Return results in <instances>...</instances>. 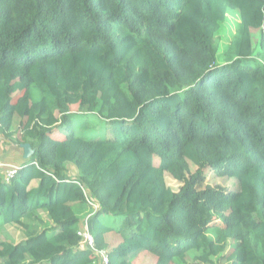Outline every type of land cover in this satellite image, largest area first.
Masks as SVG:
<instances>
[{"label": "trees", "instance_id": "trees-1", "mask_svg": "<svg viewBox=\"0 0 264 264\" xmlns=\"http://www.w3.org/2000/svg\"><path fill=\"white\" fill-rule=\"evenodd\" d=\"M0 134L34 150L0 167V228L25 234L0 264H100L82 219L107 264H264V0H0Z\"/></svg>", "mask_w": 264, "mask_h": 264}, {"label": "rangeland", "instance_id": "rangeland-1", "mask_svg": "<svg viewBox=\"0 0 264 264\" xmlns=\"http://www.w3.org/2000/svg\"><path fill=\"white\" fill-rule=\"evenodd\" d=\"M238 22H239L238 12L235 9H229L227 11L226 18L222 22L221 28H220V30L217 33V36L215 38L216 42L219 44V54L221 55V58H223V53H224L225 49L230 45V43L233 40V35L235 33ZM252 44L255 47V49H256L257 45L259 44V31H257V30L252 31ZM256 52H257V50H256ZM76 109H77V106L72 107V110H76ZM75 123L88 125L89 129L80 128L79 126H76V130L77 131H84V132L86 131L85 135L88 137H93L94 139L102 138L106 135L108 137H110V134L112 132L111 130L106 129L107 128L106 125H104L102 123V121L99 120L95 116L88 117V123L85 122V120L83 118H79V119L74 118V119H72V124L75 125ZM102 127H104V128L102 129ZM84 132H82V133H84ZM1 135L2 134H0L1 144L9 141V140H6L5 138L3 139ZM18 136L19 135L15 136V138L17 140H18ZM53 136L55 138H61V137H63V134L56 133ZM155 160H156V157H155ZM191 168H192V170H194V167L192 165H191ZM206 177H207V179L205 182L209 185L219 186V187L226 189L227 191H235L237 189V184H236L234 179L215 177L214 173L211 172V170H207ZM165 181H166V184L173 191H177L181 185L178 181L172 179L168 174H166V176H165ZM83 222H84V219H82V222L80 224L79 232L83 231ZM5 238L17 242V241H20L23 238H25V234L23 233L22 229H20L18 227H14L12 225H7V226L0 228V240H3ZM116 241H120L119 236L114 237L112 244ZM81 247H84V246H81ZM154 261H155L154 256H152L149 253H142L137 258V260H134V264H154Z\"/></svg>", "mask_w": 264, "mask_h": 264}, {"label": "built area", "instance_id": "built-area-1", "mask_svg": "<svg viewBox=\"0 0 264 264\" xmlns=\"http://www.w3.org/2000/svg\"><path fill=\"white\" fill-rule=\"evenodd\" d=\"M0 167H4L5 168L3 176H4V179L7 180V181L10 180L15 175L16 171L18 170V166L17 165H9V164L0 163ZM88 204L91 206L93 211L96 210V205H95L94 202H89L88 201ZM79 234L81 236L80 245L81 246H85V247L89 248L90 250H92L93 252H95L98 255V257H99V263L100 264H107L106 251L105 250L96 249V247L94 245L93 238H92L91 234L87 230L86 220L83 222V231L79 232Z\"/></svg>", "mask_w": 264, "mask_h": 264}, {"label": "crops", "instance_id": "crops-1", "mask_svg": "<svg viewBox=\"0 0 264 264\" xmlns=\"http://www.w3.org/2000/svg\"><path fill=\"white\" fill-rule=\"evenodd\" d=\"M2 138L4 139L5 137L2 136ZM62 138L63 137L57 138V139H62ZM24 160H25V158L23 157V150L20 149V146L19 147L15 146V145H13V143H11L9 141L1 144V141H0V163L9 164V165H19V164L23 163ZM4 171H5V168L1 167V173L2 174L4 173ZM37 184H38V180H33L31 182L30 187L35 188L37 186ZM41 214H42V216L45 217L44 213H41ZM118 242L119 241L114 242L112 244V246H115L116 244H118ZM140 255H138V257ZM137 258H136V260H137Z\"/></svg>", "mask_w": 264, "mask_h": 264}, {"label": "water", "instance_id": "water-1", "mask_svg": "<svg viewBox=\"0 0 264 264\" xmlns=\"http://www.w3.org/2000/svg\"><path fill=\"white\" fill-rule=\"evenodd\" d=\"M20 145H21V148L23 149V157L25 159L29 158L34 152L32 147L30 146V144L29 143H21Z\"/></svg>", "mask_w": 264, "mask_h": 264}]
</instances>
